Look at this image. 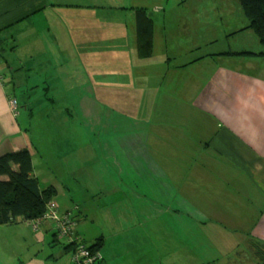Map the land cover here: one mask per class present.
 I'll list each match as a JSON object with an SVG mask.
<instances>
[{"label": "rangeland", "instance_id": "1", "mask_svg": "<svg viewBox=\"0 0 264 264\" xmlns=\"http://www.w3.org/2000/svg\"><path fill=\"white\" fill-rule=\"evenodd\" d=\"M57 1L53 13L60 14L59 31L54 27V42L46 35L36 49L39 56L53 57V66L41 63L38 79L28 84L25 71L13 73L18 76L16 114L18 110L26 118V124L19 121L29 133L32 176L39 187L53 186L58 211L82 213L77 218L88 220L83 226L102 234L103 250L113 253L121 242L119 235L134 237L131 231L147 226V217L186 213L187 193L199 211H211L213 204L223 210L226 199L213 200L211 191L237 188L239 194L230 196L236 201L235 212L202 213L211 221L204 224L209 226L206 230L212 224L221 227L222 239L215 235L222 243L236 242V249L221 250L217 264L258 263L249 232L260 209H254L242 183L229 184L236 182L233 172L217 163L211 138L198 132L205 121L199 120L203 113L196 101L214 71L249 70L258 78L264 70V58L249 61L226 52L228 43L230 48L245 47L246 34L231 36L227 44L222 37L248 25L239 1ZM136 8L144 9L153 22V49L146 59L136 55ZM39 15L30 20L37 27L24 41L35 54V42H30L43 38L45 31L37 29L47 27L45 12ZM3 84L9 85L6 79ZM26 108L33 113L31 119ZM187 177L200 193L182 189ZM189 213L195 212L191 208ZM200 217L191 216L190 227L199 224ZM75 221L74 216V224L79 223ZM151 224L162 230L160 223ZM0 227V259L9 257L11 264L37 252L46 259L62 250L52 243L51 233L43 243L37 242L25 222Z\"/></svg>", "mask_w": 264, "mask_h": 264}, {"label": "crops", "instance_id": "2", "mask_svg": "<svg viewBox=\"0 0 264 264\" xmlns=\"http://www.w3.org/2000/svg\"><path fill=\"white\" fill-rule=\"evenodd\" d=\"M58 5L57 0H0V156L22 149H27L30 153L29 133L24 128L25 125L22 126L19 121L20 119L21 122L26 124V118L22 117L18 110L17 114L10 110L8 99H14V90L16 89L15 80L18 76L13 73L20 72V69L25 71L24 77L26 84H28L38 79L37 74L39 75V65L41 63L47 64V67L53 66L50 59L54 58L49 54L46 55V53L39 56L36 49L44 44L46 35L52 36L49 42H54L52 30L55 27L59 31L60 14L53 13V8L58 7ZM43 12H45L47 27L45 30L43 28L37 29V32L45 31L44 37L40 38L41 34H39L40 39L30 42L32 45L35 42L33 46L35 54L29 50L24 41L31 37V31L33 30L31 28L37 27L30 20L40 17L39 14ZM46 16L49 17L48 22ZM245 26L235 30L231 29V33L222 35L226 44L231 36H234V32ZM249 32H242V34H246L242 39V45H245V47L230 48L228 43L229 51L226 52L256 53L260 51L261 47L258 41ZM25 34H27L26 38H24ZM60 37L59 34V40ZM203 42V40L198 41L197 45L199 46ZM51 53L53 55L55 52ZM236 57H243L249 59V61L256 60L257 62L263 60L260 57L253 58L240 55ZM29 58H31V61ZM35 63H38L35 66L36 68L33 66ZM57 71L59 72L58 69ZM248 71L240 73L225 67L214 71L206 89L200 95L199 100L196 101V103H200L197 107L203 113L201 115L202 119L199 120L205 121V124H200L198 132L211 138L212 152L218 156L216 157L217 163L222 168L228 167L233 172L234 175L232 176H234L236 182L231 183L230 181L229 184L242 183L247 188V195L254 202V209H260L256 214V220L252 222L249 234L253 236V240L264 243V70L261 69L258 78L249 74ZM4 79L7 80L9 85L5 86L3 84ZM44 81L47 82V79ZM25 110L30 112L27 116L31 119L33 116L32 111L27 108ZM209 157H212L211 154ZM218 180L221 181L219 177ZM185 181L186 183H182L184 191L199 190L198 193L201 192L200 188L192 183L188 177ZM223 183L227 184L226 181ZM223 191H211L213 200L217 197L226 199L229 206L225 204L223 210L219 205L215 206L213 204L211 211L208 209L199 211L190 204L189 194L187 193L184 202L186 213H167V216L147 217V226H135V230L131 231L134 237L123 236L124 239H120L122 236L119 235L117 242L121 241L124 244L122 245L121 242L118 244L115 250L116 253H113L112 250L105 252L104 248L100 249L99 253L103 264H162V262L164 264H217L221 255L224 254L221 253V250L226 251L228 247L236 249L237 246L234 244L236 242L232 240L222 243V240L216 239V235L221 236V227L212 224L211 228L206 230L209 228L207 224L211 221L206 220L202 213L235 212L236 201L235 199L231 200L230 196L232 194L233 196L234 194L238 195L240 191L234 188L226 191L228 195ZM227 196L230 198L229 200L225 198ZM181 198L183 199V197ZM191 208L195 213H189ZM250 210L252 211V208L248 209V211ZM72 214L76 218L75 222L79 221L74 225L76 234L83 242L94 243L95 239L99 238V234L96 231H88L83 226V223L88 220L81 219L80 216L77 218V215H82V213ZM194 214L197 217L202 216L199 218V224L194 225L195 229L192 226L190 227L189 224V219ZM153 222L160 223L163 231L157 227V224H151ZM204 222L207 224H204ZM20 228L26 229L23 226ZM51 232V225L47 224L43 228L42 235L36 233L34 238L37 242L43 243ZM124 233L121 235H124ZM163 234L166 236H163ZM100 237L103 238V235L101 234ZM164 239L166 240L164 241ZM3 242L5 243V241ZM261 247L264 249V246L261 245ZM189 249L193 252L190 255ZM173 250L177 252H172ZM235 260L233 259V262ZM10 261L9 257L8 260L0 259V264H11ZM17 264H69V256L64 255L61 250L45 259L37 252ZM250 264H253V261ZM255 264L259 263L255 262Z\"/></svg>", "mask_w": 264, "mask_h": 264}, {"label": "trees", "instance_id": "3", "mask_svg": "<svg viewBox=\"0 0 264 264\" xmlns=\"http://www.w3.org/2000/svg\"><path fill=\"white\" fill-rule=\"evenodd\" d=\"M243 16L248 20V25L237 30L233 35H241L242 32L250 31L254 34L261 50L256 53H232L231 56H245L264 58V0H238ZM135 21V48L138 59L149 58L153 49V22L144 9L134 10ZM243 42V40H242ZM33 166L30 153L27 149L6 153L0 156V226H12L17 221L25 222L32 229V224L38 220L43 225L38 231L42 235L43 228L51 225L52 243L61 245L64 255L71 257L79 245L87 247L93 254L99 252L103 246V239L99 237L94 243H85L74 231V215L72 213H60L56 208V214L63 218L72 215L69 230L73 232L66 238H59L55 228V221L46 219L48 206L55 202L56 189L47 186L39 187L38 180L32 176ZM33 231V230H32ZM73 237V238H72ZM255 241L252 248L255 251L259 264L264 263V249ZM103 264V263H102Z\"/></svg>", "mask_w": 264, "mask_h": 264}, {"label": "built area", "instance_id": "4", "mask_svg": "<svg viewBox=\"0 0 264 264\" xmlns=\"http://www.w3.org/2000/svg\"><path fill=\"white\" fill-rule=\"evenodd\" d=\"M1 80V78H0ZM8 105L10 110L13 113H16V103L13 98L8 99ZM46 219H51L52 221H55V228L58 232L59 238H66L68 236L73 235V232L69 230V225H71L72 221V215L68 214L67 216H64L63 218L59 217L58 214H56V204L55 202H51L48 206V214L45 215ZM43 223L42 221L38 220L37 222H34L32 224V230L38 231L41 229ZM73 238V237H72ZM72 264H102L103 260L99 252L91 253L87 247L83 245H79L76 248L75 253L71 257Z\"/></svg>", "mask_w": 264, "mask_h": 264}]
</instances>
